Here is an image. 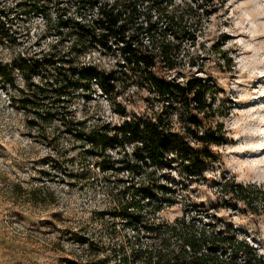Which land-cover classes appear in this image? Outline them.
<instances>
[{
	"label": "rangeland",
	"instance_id": "obj_1",
	"mask_svg": "<svg viewBox=\"0 0 264 264\" xmlns=\"http://www.w3.org/2000/svg\"><path fill=\"white\" fill-rule=\"evenodd\" d=\"M15 2L0 0L7 14L0 17V65L14 68L22 85L15 68L22 53L48 52L51 47L66 58L75 53H68L67 31L54 32L40 16L14 19ZM79 2L47 0V7L54 20L59 7L74 13ZM148 5V1L140 4L141 24ZM161 6L167 7L165 0ZM188 6L195 14L180 18V11ZM168 10L174 22L151 14L157 24L154 41L164 34L171 37L169 30L179 26L178 19L188 30L178 36L182 62L166 76L171 83H183L192 76L209 82L217 114H228L227 119H219L227 128L228 144L213 149L217 160L198 184L176 167L162 177L167 191L151 195V210L146 207L149 197H133V202L150 210L151 238L141 237L137 243L133 229L113 215L122 203L119 191L123 188L115 178L126 181L127 174L104 173L97 152L61 124L69 110L86 129L106 130L124 122L114 113L112 97L102 91L99 79L86 74L91 67L110 71L117 59L98 48L86 53L72 73L70 94L60 103L45 99L41 107L26 113L15 103L18 94L0 86V264H96L105 258L109 264H122L124 258L138 264L135 254L149 244L151 264H155L153 253L162 247L155 226H172L183 218L208 232L230 224L239 240L264 256L263 203L259 214L253 215L220 189L228 180L264 187V0H173ZM96 15V9L84 7L82 20L96 28ZM83 41L88 42L86 37ZM112 44V51L120 45ZM226 58L233 60L230 70L224 65ZM59 65L48 68V80ZM86 82L90 90L85 89ZM126 92H135L131 103L116 100L126 106L130 119L147 118L161 108L152 90L137 91L131 86ZM39 110L42 116L36 115ZM172 118L177 125L176 114ZM107 153L119 157L115 150ZM152 202L162 205L161 213L154 212ZM79 238L94 247H82ZM170 249H175L174 240Z\"/></svg>",
	"mask_w": 264,
	"mask_h": 264
},
{
	"label": "trees",
	"instance_id": "obj_2",
	"mask_svg": "<svg viewBox=\"0 0 264 264\" xmlns=\"http://www.w3.org/2000/svg\"><path fill=\"white\" fill-rule=\"evenodd\" d=\"M144 1H148L149 7L144 16L145 23L141 24L139 7ZM163 1L80 0L74 13L70 12V8L59 7L53 20L47 0H16L12 12L14 19L40 16L54 32L61 34L62 30L67 31L64 38L71 40L68 53L75 55L71 58L61 56L56 47H51L48 52L22 53L15 65L21 73L22 85L17 83L14 68L0 65V86L18 94L15 103L26 113L28 109L41 107L40 103L45 99L60 103L67 97L72 89V73L81 65L80 60L86 53L98 48L117 59L116 66L110 71L91 67L86 74L99 79L102 91L112 97L114 113L124 122L106 130L104 127L86 129L73 119L69 110L61 124L75 139L97 152L102 158L100 163L104 173L117 177L120 173L127 174L126 181L115 178L117 183L123 184V188L119 191L122 203L113 215L133 229L137 243L141 237L151 238V223L147 218L150 212L147 211L151 210V195L157 196L167 191L166 185L162 184L164 174L172 173L179 167L180 174L198 184L205 171L217 160L213 149L229 142L224 122L219 123V119H227L228 114H217L214 108L216 96L209 82L192 76L186 82L171 83L166 76L177 71L182 62L178 36L188 28H184L183 20L178 19L179 26L169 30L171 37L164 34L160 41H154L157 24L151 17L152 13H155V18L159 16L160 19L174 22L168 10L173 0H165L167 7L161 9ZM84 7L91 11L96 9V28L82 20ZM5 9L0 3V17L7 15ZM185 9L180 11V18L195 14L194 8L188 6ZM2 27L0 25V32ZM83 37L88 42H84ZM112 42L120 44L114 51ZM57 62L60 65L48 80V68ZM224 65L230 70L233 60L226 58ZM131 86L137 91L147 88L151 93L152 90L155 101L161 104L160 110H153L147 118L130 119L126 106L116 99L131 103L135 92H126ZM84 87L91 89L87 82ZM175 114L177 125L172 118ZM36 115L42 116V110ZM109 150H115L119 157L114 159L108 155ZM220 189L225 197L232 198L234 204L248 208L253 215L259 214L258 206L261 203L264 209V187L228 180L221 184ZM133 197H149L146 207L150 210L133 202ZM152 203L154 212L161 213L162 205ZM138 226L143 229L139 231ZM155 228L153 231L161 239L162 245L153 253L155 264H264V256L259 255L246 241L239 240L230 224L208 232L183 218L175 225L163 224ZM172 240L174 250L170 249ZM79 242L82 247L86 244H89V249L94 247L83 238H79ZM135 255L138 264H151V244ZM106 259L96 264H109ZM67 264L83 263L68 261ZM122 264L131 263L124 258Z\"/></svg>",
	"mask_w": 264,
	"mask_h": 264
}]
</instances>
